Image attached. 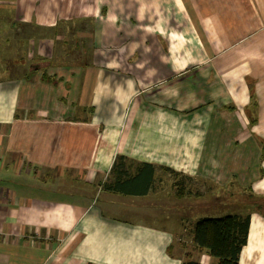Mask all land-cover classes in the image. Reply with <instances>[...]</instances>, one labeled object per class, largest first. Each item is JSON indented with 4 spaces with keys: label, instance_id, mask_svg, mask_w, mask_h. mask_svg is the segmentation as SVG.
Instances as JSON below:
<instances>
[{
    "label": "crops",
    "instance_id": "crops-1",
    "mask_svg": "<svg viewBox=\"0 0 264 264\" xmlns=\"http://www.w3.org/2000/svg\"><path fill=\"white\" fill-rule=\"evenodd\" d=\"M235 214L264 264V0H0V264H216Z\"/></svg>",
    "mask_w": 264,
    "mask_h": 264
},
{
    "label": "trees",
    "instance_id": "trees-1",
    "mask_svg": "<svg viewBox=\"0 0 264 264\" xmlns=\"http://www.w3.org/2000/svg\"><path fill=\"white\" fill-rule=\"evenodd\" d=\"M128 162L129 160L124 157L117 158L113 171L117 170L119 164L125 167ZM140 168H143L144 171L141 170L134 177L128 171L125 174L121 172L116 183L122 192L137 193L138 195L147 193L156 168L149 164H142ZM166 171H169L175 177H180L169 169H166ZM138 180H141L143 186L146 184V189L142 191L126 189V187H137L136 182ZM182 180V177H180L175 184L179 192L182 190ZM249 229V215L235 214L202 218L194 223L191 229L193 247L196 251H206L212 258L216 259V264H239L241 252L248 241ZM183 264L202 263L189 259L188 256Z\"/></svg>",
    "mask_w": 264,
    "mask_h": 264
},
{
    "label": "rangeland",
    "instance_id": "rangeland-1",
    "mask_svg": "<svg viewBox=\"0 0 264 264\" xmlns=\"http://www.w3.org/2000/svg\"><path fill=\"white\" fill-rule=\"evenodd\" d=\"M225 213H227V212H225Z\"/></svg>",
    "mask_w": 264,
    "mask_h": 264
}]
</instances>
